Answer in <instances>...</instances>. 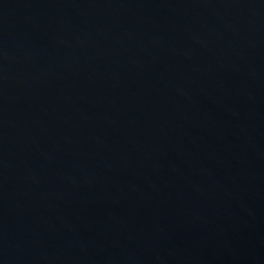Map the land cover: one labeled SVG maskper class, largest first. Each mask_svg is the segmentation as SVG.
Instances as JSON below:
<instances>
[{
	"label": "water",
	"instance_id": "water-1",
	"mask_svg": "<svg viewBox=\"0 0 264 264\" xmlns=\"http://www.w3.org/2000/svg\"><path fill=\"white\" fill-rule=\"evenodd\" d=\"M0 264H264V0H0Z\"/></svg>",
	"mask_w": 264,
	"mask_h": 264
}]
</instances>
